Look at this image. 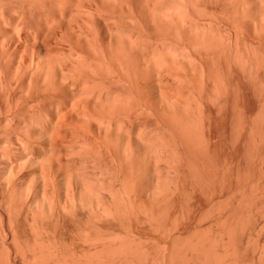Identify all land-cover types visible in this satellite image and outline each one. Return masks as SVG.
Here are the masks:
<instances>
[{
  "label": "bare ground",
  "instance_id": "obj_1",
  "mask_svg": "<svg viewBox=\"0 0 264 264\" xmlns=\"http://www.w3.org/2000/svg\"><path fill=\"white\" fill-rule=\"evenodd\" d=\"M261 126L264 0H0V264H264Z\"/></svg>",
  "mask_w": 264,
  "mask_h": 264
},
{
  "label": "rangeland",
  "instance_id": "obj_2",
  "mask_svg": "<svg viewBox=\"0 0 264 264\" xmlns=\"http://www.w3.org/2000/svg\"><path fill=\"white\" fill-rule=\"evenodd\" d=\"M248 93L245 92L244 90H242L240 88V91L238 92V98H237V110L239 111V113L241 112H250L252 113V115H255V113L257 112V103L255 101V98L251 95H247ZM239 108V109H238ZM255 111V112H254ZM262 127L264 126H261V128L259 127H255L254 129V132L253 134L255 135V138H252L251 139V142L250 143H247L245 140H244V134L240 132V135H241V138L239 139V143L237 142L236 144V149H235V161H234V166L231 168H229V170H227L225 173H222L220 174L219 172L216 173L214 172L215 170L213 171H210V172H201L200 173V176L201 177L200 179L204 180V184L202 182V180H199V182L202 183V186H203V192H212L213 190L215 192H218V190L220 189L219 187H222L221 185H223L222 189L223 190H227L229 189L228 187L230 186V188H232L235 184V186L237 187H241L243 185V180L244 179H247L246 177H248L249 180H260V172L263 170V166H264V128L262 129ZM258 129V130H256ZM263 130V131H262ZM260 131V132H259ZM262 132V133H261ZM257 134V135H256ZM260 134V135H259ZM243 135V136H242ZM263 136V137H262ZM254 139V140H253ZM256 140V141H255ZM246 142V144H245ZM254 143V144H253ZM243 145V146H242ZM249 146L248 148L250 149H247V146ZM253 145V146H252ZM260 145V146H259ZM246 146V147H245ZM252 148V149H251ZM244 150V151H243ZM246 150V151H245ZM249 150V151H247ZM252 150V151H251ZM243 152V153H242ZM225 156V155H223ZM242 156V157H241ZM239 157V158H238ZM253 158V159H252ZM218 162V165H215L217 162ZM253 161V162H252ZM213 162H215L213 164ZM213 162H210V164H213V165H209V167L211 168H214L216 166H219V164L222 162V161H219V160H215ZM220 162V163H219ZM224 162V161H223ZM228 162V161H227ZM257 164V165H256ZM215 165V166H214ZM236 165V167H235ZM245 166V167H244ZM235 168V169H234ZM245 168V169H244ZM238 170V172H237ZM249 170V171H248ZM214 172V173H213ZM231 172V173H229ZM245 172V173H244ZM248 172L250 174H248ZM229 173V175H228ZM237 173V175H236ZM244 173V174H243ZM247 173V174H246ZM225 174V175H224ZM227 174V175H226ZM235 174V175H234ZM242 175V176H241ZM217 176V177H216ZM234 176V177H233ZM199 177H196V180L197 178ZM207 177V178H206ZM244 177V178H243ZM220 178V179H219ZM224 179L223 181H221L222 179ZM234 178V179H233ZM187 179V178H186ZM218 180H220L218 182ZM227 180V181H226ZM237 180V182H236ZM187 183L189 182L188 179L186 180ZM206 181V182H205ZM225 181V182H224ZM260 183L259 181H256V183ZM206 183V184H205ZM208 183V184H207ZM234 183V184H233ZM242 183V185H241ZM218 184V185H217ZM221 184V185H220ZM224 184H228L227 185H224ZM230 184V185H229ZM204 185L206 186L205 189H204ZM218 186V187H216ZM244 186V185H243ZM207 189V190H206ZM210 190V191H209ZM213 191V192H214ZM204 194V193H203ZM264 229V227H263Z\"/></svg>",
  "mask_w": 264,
  "mask_h": 264
}]
</instances>
